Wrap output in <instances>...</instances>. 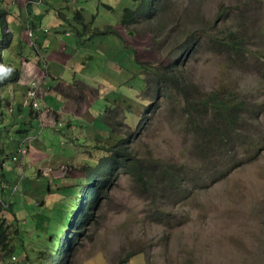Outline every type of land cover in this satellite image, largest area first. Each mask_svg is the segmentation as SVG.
<instances>
[{"label":"rangeland","instance_id":"obj_1","mask_svg":"<svg viewBox=\"0 0 264 264\" xmlns=\"http://www.w3.org/2000/svg\"><path fill=\"white\" fill-rule=\"evenodd\" d=\"M18 1L0 0V7H9L12 15L16 16L29 13L28 9L22 10L16 4ZM29 1L25 0L26 7L32 5ZM189 1L172 0L168 19L180 21L182 28L198 37L203 35L204 27L216 20V3L215 0H195L194 14L199 21L203 20L202 25H193L192 9L183 10ZM224 1L229 8H242L232 10L231 15L216 23V29L209 31L228 33L238 27L247 46L257 56L248 53L247 57H236L224 47H213L203 41L188 63V73L196 75L203 88L210 91L229 88L254 109L244 116L246 125L257 135L258 155H252L249 163L220 183L214 181V177H208L207 187L198 188L193 184L186 194L169 196L164 207L159 196L152 199L144 195L131 178L123 174L107 194L95 197L98 202L95 218L72 250L69 264H119L120 258L129 251L139 250H144V253H137L126 264H147L146 254L151 257L152 264H164L165 260L167 264H264V0ZM247 1L251 13L246 11ZM136 5L133 0H46L38 5L40 11L36 9L37 5L31 9L30 13H35L37 18L44 13L47 20H52L51 16L63 19L66 16L68 23L77 22L82 13L87 26L81 25V31L85 30L87 35L92 34L96 27L106 31L105 40L113 42L116 49L112 55L125 78H120L121 82L114 86L99 88L103 96L99 94L95 105L96 131L87 132L86 127L79 126L72 138L75 148L65 150V155L72 153L73 158L57 159L59 161L45 165L44 170L36 169L30 174L16 170L10 176V182L19 183L22 192L14 195L15 198L19 195L20 205L9 195L0 196V202L6 208L0 214V224L3 222L10 226L11 231L16 229V224L20 226L19 222L31 219L37 229L46 231L49 222H42L38 217L43 206L52 202V216L55 217V210L66 202L68 191L57 189L59 178L68 176L72 183H82L84 170L97 171L100 159L108 155L106 148L118 143L122 137L134 138L133 148L144 158L176 159L181 164L182 156L186 154V142L180 135L183 118L164 112L168 102L157 104L141 96L145 78L143 65L138 61L158 63L169 58L159 51L143 23L134 26L133 34L121 25L125 38L109 32L110 25L121 23L124 9ZM185 13H188L187 17ZM55 26L53 20L48 29ZM221 30L223 32H219ZM73 31L72 35L76 36ZM132 45L135 52L127 47ZM83 55L85 53L78 57ZM94 55L91 60H86L91 63L86 71L93 68L99 73V68L112 58L104 53ZM146 109L155 111L146 113ZM115 121L113 128L109 123ZM62 135L58 133L55 140L64 150L70 140ZM26 179L31 181H27L30 186L22 187ZM9 238L16 248L13 255L17 259L11 256L3 260L4 252L0 249V264H23L18 259L22 241L16 234ZM64 240L62 237V242Z\"/></svg>","mask_w":264,"mask_h":264},{"label":"trees","instance_id":"obj_2","mask_svg":"<svg viewBox=\"0 0 264 264\" xmlns=\"http://www.w3.org/2000/svg\"><path fill=\"white\" fill-rule=\"evenodd\" d=\"M133 1L137 5L124 9L120 24L133 34L134 26L143 23L145 30L153 36L159 51L169 58L166 62L158 63L138 61L143 65L145 78L141 96L157 104L168 102L164 112L183 118L184 125L180 135L186 142V154L182 156L181 164L177 163L176 159L144 158L133 148L134 138L122 137L118 143L106 148L108 155L100 159L95 169L97 171L84 170L82 183H72L68 176L59 178L57 189L68 191L66 202L55 210V217L52 216V202L43 206L38 217L42 222H49L46 231L37 229L32 219L29 222H19L20 226L16 224L14 231L5 223L0 224V249L4 252L3 260L11 256L17 259L16 255H13L16 248L9 238L11 234H16L22 241V248L18 252L19 262L69 264L72 250L95 218L98 204L95 197L107 194L108 189L123 174L128 175L144 195L152 199L159 196L164 207L169 196L186 194L193 184L198 188L207 187L208 177H214V181L220 183L230 177L236 169L249 163L253 159L252 155H258L255 142L257 135L246 125L244 116L254 109L229 88L210 91L203 88L196 75L188 73V63L198 52L203 41L213 47H224L236 54V57L244 58L248 53L257 56L247 46L243 32L238 27L228 33L222 30L219 32L223 33L209 31L216 29V23L231 15L232 10H240L242 6L229 8L226 1L215 0L214 15H217V18L212 25L203 28V35L197 37L182 28L180 21L168 19L172 0ZM242 1L244 3V0ZM195 3V0L189 1L183 10L191 8L193 25H202L203 18L199 21L194 14ZM247 3L248 1L246 11L251 13L250 3ZM9 13L8 8L0 7V34L7 28L6 16ZM184 15L187 17L188 13ZM3 44L4 41L0 38V46ZM0 69L6 70L0 72V88L19 80L20 70L12 64L6 65L1 56ZM108 111L111 109L108 108ZM153 111L155 110L146 109V113ZM109 124L114 128L116 121ZM250 139L253 142H250ZM17 198L13 201L16 204L20 199L19 196ZM3 210L6 208L0 202V214ZM65 222L67 224L63 226ZM62 237L65 238L63 242ZM137 253H144V250L129 251L120 258L119 264L128 263ZM146 261L147 264H152L148 254ZM167 263L165 260L164 264Z\"/></svg>","mask_w":264,"mask_h":264},{"label":"crops","instance_id":"obj_3","mask_svg":"<svg viewBox=\"0 0 264 264\" xmlns=\"http://www.w3.org/2000/svg\"><path fill=\"white\" fill-rule=\"evenodd\" d=\"M34 1L29 3L32 5L28 8L25 0L16 3L22 10L28 9L29 13L25 15H12L7 7L10 12L6 16L7 28L0 34L4 41L1 54L5 64H12L20 70L19 80L0 88V196L9 195L12 199L17 192H22L19 183L15 185L10 182V176L16 170L30 174L36 169L44 170L45 165L53 164L57 159L73 158L72 153L66 156L65 150L75 148L72 143L74 132L79 126L86 127L87 132H94V127H97V113L94 111L99 94L102 95L99 88L114 86L121 82L120 78H125L112 55L116 49L113 42L105 40L106 31L96 27L92 34L87 35L85 30L82 32L81 25L87 26L82 13L77 22L69 23L66 16L64 19L51 16L52 20H47L44 13L41 18H37L30 11L46 0L38 3ZM36 9L40 11L39 6ZM53 20L56 26L48 29ZM29 27L34 34L32 38ZM109 27L110 33L115 32L125 38L121 24ZM33 38L37 46L31 45ZM85 40H88L87 43ZM126 40L130 45L128 38ZM127 47L134 51L133 45ZM82 53L86 56L79 58ZM95 53L111 55L112 60H106V65L99 68V73L93 68L87 72L88 64L91 63L86 60L95 57ZM134 60L135 55L132 56ZM33 81L39 83V110L27 101ZM58 133L69 137L70 143L64 150L55 140ZM24 139L26 141L23 143ZM16 155L18 160H13ZM27 181L30 180L26 179L22 187L30 186Z\"/></svg>","mask_w":264,"mask_h":264},{"label":"built area","instance_id":"obj_4","mask_svg":"<svg viewBox=\"0 0 264 264\" xmlns=\"http://www.w3.org/2000/svg\"><path fill=\"white\" fill-rule=\"evenodd\" d=\"M34 2L38 3V2H40V0H35ZM29 29H30L29 35L32 38L34 36V34H33V31H32V29L30 27H29ZM31 44H32V46H36L37 45V43H36L34 38L32 39ZM38 90H39V83L32 82L31 89L29 90L28 95H29V97L31 99H33V107L35 109H40L39 92H38ZM24 141H26V140L24 139L23 143H24ZM21 150H22V152H24L23 149H21ZM13 160H18V156L17 155L13 156Z\"/></svg>","mask_w":264,"mask_h":264},{"label":"bare ground","instance_id":"obj_5","mask_svg":"<svg viewBox=\"0 0 264 264\" xmlns=\"http://www.w3.org/2000/svg\"><path fill=\"white\" fill-rule=\"evenodd\" d=\"M31 85H32V82L30 84L29 90L31 89ZM29 90H28V92H29ZM27 101L33 106V99H31L28 94H27ZM40 108H41V106H40ZM37 110H39V109H37Z\"/></svg>","mask_w":264,"mask_h":264},{"label":"clouds","instance_id":"obj_6","mask_svg":"<svg viewBox=\"0 0 264 264\" xmlns=\"http://www.w3.org/2000/svg\"><path fill=\"white\" fill-rule=\"evenodd\" d=\"M32 2V0L29 1V3ZM32 45V44H31ZM37 46V45H36ZM2 47V45L0 46V48ZM0 56L2 57L1 51H0Z\"/></svg>","mask_w":264,"mask_h":264},{"label":"snow or ice","instance_id":"obj_7","mask_svg":"<svg viewBox=\"0 0 264 264\" xmlns=\"http://www.w3.org/2000/svg\"><path fill=\"white\" fill-rule=\"evenodd\" d=\"M0 72H6V70H4V69H0Z\"/></svg>","mask_w":264,"mask_h":264}]
</instances>
